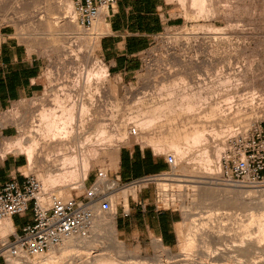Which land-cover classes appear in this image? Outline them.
I'll return each instance as SVG.
<instances>
[{"label":"rangeland","instance_id":"obj_1","mask_svg":"<svg viewBox=\"0 0 264 264\" xmlns=\"http://www.w3.org/2000/svg\"><path fill=\"white\" fill-rule=\"evenodd\" d=\"M169 1L172 3L177 15H180L183 17V19H185V23L175 27H169L161 34L157 35L150 48L142 54L140 68L138 71L131 74V76L123 78L122 76L109 73L104 82H101L100 84L98 83L101 91L100 94L102 95V106H98V108H101L99 110V116H96V121L98 119V121L102 120L100 125L104 127L107 125L106 127L109 129V131L111 130V132L120 130L118 132L120 135L119 137L121 138H119L121 141L120 146L117 147L114 145H106L103 147L100 154L91 162V168L89 170L90 172L85 181L84 188H79L78 186L76 187L73 185L74 187L68 186L61 189L60 183H58L59 185L55 183V186H48V188L49 190L53 189L54 192L61 189V201H72V199L77 201H87L89 193L98 186L97 184L92 185L94 180L97 181L98 177L102 174L101 180L103 182L106 181L104 182L105 187H103V189L98 187V192L103 193L104 197H109V195L112 194L116 195L114 196L116 198L114 199L115 202L112 206L116 214V228L117 221L119 220L121 213H123V207L125 206L127 209L128 203L132 201L131 198H139V192L142 190L144 193L143 198H148L147 203L149 206L158 208L160 210L175 211L176 213L180 214L181 219L179 222L180 224H177L178 228L176 225L177 235L175 245L169 247L162 241L161 244L174 254H172L173 258L171 259H167V257H165L163 262L167 261L169 264H182L180 260L181 258L179 259V257L183 256H180L179 254L181 253L184 241L181 239L186 233L185 229H187V223H190V219L186 211L188 209H191L192 212L199 211V213H202L201 215H203V217H206L208 215V212L205 213L208 211V208L206 207L211 206L210 202L207 201H205V205H202V207L201 205L196 204V201H198L197 199H199V195L201 193V187L204 185L206 187L208 185L207 187L219 186L226 188H236L224 184L214 185L211 183L202 184L198 182L205 179H207V181L218 182L216 179L221 174L223 157L227 154L229 148L234 146L236 141L242 138L243 135L255 128H259L261 122L264 120V0ZM193 1L195 4H193ZM72 2L74 3L73 11L75 13H73L72 16L77 23L78 12L75 8V0H72ZM66 5L67 0H0V29H8L10 33L16 36L22 43H24L30 51L38 53L44 62L43 83L45 88L43 92L35 97L16 101L11 108L1 113V125L16 126L19 131L17 136L22 135L24 128L29 126L30 123H39L38 120L42 107L47 105L48 107L51 106V108L55 110V108L58 109V107L61 108L62 106L64 107L65 105H70L71 102L65 100V94H63L64 92L59 90L61 85H65L66 87L68 86L67 88L72 90L70 92L72 98L81 95L80 93L82 91L84 96L87 90H89L85 96L87 100V94L91 90L95 89L97 80L93 79V85L90 87L91 90H86L84 78L87 75L86 72H88L90 69H95L94 67H96V65H101L108 69L97 53L100 37L106 33V24L103 25L99 31L94 30V24L90 28L85 29L79 27L78 23L77 26L82 28L81 30L66 29L64 27L65 21L63 20L64 16L67 15L65 11H68L66 10L67 8H65ZM52 8L58 9L55 11V9L53 10ZM202 9H205V11L202 12ZM104 12L106 14L107 10ZM104 12L100 15V17L104 15ZM68 19L69 18H67V20ZM48 20L51 21L52 24H55L53 27L55 30H47L44 27L41 29L40 26H45L44 24ZM210 27H213V29H210ZM214 28H216L218 31ZM95 39L97 41H95ZM90 41H94L96 44H90ZM226 75L235 76V78L238 79V82L240 83L237 85L225 84L224 86L222 81L225 80L224 78H227ZM81 76L83 77L79 80V83L76 85L73 84L74 78H81ZM63 83L65 84L63 85ZM202 83L204 86L207 85L206 87L209 85L210 88H214V86H216L217 89L221 88L219 89L221 93L219 92L220 94H217L218 96L216 95L213 100L218 103L220 101L222 107L220 106L221 108L219 115L216 114V116L212 118L214 119L212 120L214 122H212L214 124V128H218L217 130L219 132L216 134L214 132L210 133L208 141L204 142L207 150L205 156L202 154L204 145L193 147L188 158L194 157L195 159L190 160L186 158L187 156H184V158L182 157L181 160L177 161L178 165L172 169V171H170L168 176L159 177H173L179 179L184 178L186 181L183 183L184 185L186 184L187 187L185 186L183 187L184 189L182 188L180 190V188L177 187L178 183H180L179 181H168V183H171V186H168V188L164 190L159 184L161 180L156 179L147 185L141 187L135 186L133 188L135 195L133 192H131L128 196V200H124V198L121 196V191L125 187H133L134 185L124 186L126 184L125 182L121 183L115 179V169L117 168V155L116 157L114 156L116 152L115 150H117L119 147L121 149V147L125 145L132 146L139 144L143 147H149L158 157L161 158H165L167 153H174L176 156L175 150L169 148V143L166 144L164 142H166L165 139L169 142H174L176 140V136L178 135L182 137V139L180 137L179 140H181L183 143L185 142L183 141V135L188 131V126H190L188 125V116L182 115L178 117L179 119L175 120H173L175 116H172L171 118L168 117L167 119L163 117L164 119L162 118V120H158V122L156 121L157 123L155 122L156 124L150 128L139 126V122L145 118L148 119L149 114H144L145 111L151 110L156 107V105L158 106L163 101L168 100L170 96L169 92H173L174 89H178L176 87L179 86L181 88H190L192 84L197 87L199 85L203 86ZM217 83H219L220 86L222 84V86H218ZM233 83H235V81ZM173 87L175 88L172 89ZM232 90L234 92L239 91L236 94L238 96L236 97L234 94L235 97L233 96V98H230V101L225 100V95L232 93ZM55 92L59 93V95L63 94V97L59 96L61 97V102L59 101V104H55ZM248 93L250 95L252 93L253 96L255 95L254 98L257 96L255 100L252 95L250 96ZM241 94L247 97L249 95V98L252 97L250 102L249 98L246 97L245 99V97L243 95L241 96ZM258 96L261 97L259 98ZM242 97L243 102L241 100ZM218 99L220 100L218 101ZM252 99L254 101H251ZM244 101H246V103ZM60 104H62V106ZM77 110L78 109L73 110V114L76 116L79 112V110ZM55 112L59 114L61 109L60 111ZM75 120H77V117ZM195 120L198 121L197 119ZM103 122L105 125H103ZM97 125H99V123H97ZM171 125L172 128L176 129H173L172 131V128L170 127ZM93 126L94 124H92L91 127ZM87 127H89V125H87ZM169 128L171 129L170 131H172V134L168 131ZM177 128H180L179 130L181 131L178 132ZM133 129L138 131L137 135L133 136V134H131L130 131ZM86 131H89L88 128ZM184 131L186 132L182 133ZM154 138H157L158 140L160 139L161 143H164L163 145L165 147H162L161 144H159V146L157 145V147H155L154 144L152 146V143L149 141L150 139L154 140ZM161 138L164 139V142H162L163 140ZM170 138L173 140L175 138V140L171 141ZM75 147L76 150H79L77 143L75 144ZM218 147L222 148V155L220 158H217L218 156L215 154ZM52 149H47L48 153L45 150H41V155L39 154L40 157H37L38 162L34 163V165H32L33 167H27V157L24 154H20L24 158L25 164V167L22 169L23 173H25V175L33 174L37 178V175L39 174L45 175L47 170H49L51 167L50 164L53 162L52 160H54L55 157L57 158L56 162L60 161V158L55 156V154H58V149ZM49 153L54 154L50 155ZM206 156L211 158V162L209 161L206 164L205 161H203V163L201 159L198 160L199 157L206 158ZM204 164H206V166ZM205 167L207 170H205ZM206 175L209 177L211 176L209 180ZM113 184H116L117 186L115 189H106ZM196 185L202 186L199 188ZM42 188L43 186L41 187V192ZM256 193L254 192V194H252L254 207L256 206L258 198H260L259 196L261 194L260 192ZM98 205V208H100L101 203ZM196 206H200L201 208H197ZM99 210L101 211V208ZM217 211L219 213L223 212V210H216L215 212ZM32 218L33 211L30 209L25 215H19V220L17 222L22 225L28 221H31ZM193 218L196 219L199 218V216L197 215V217L195 216ZM217 220H219V222ZM217 220L215 221L218 223H214L216 225L215 227L222 226V224L224 225L226 223L231 225V221L227 220L226 222L225 218V223L222 221L223 218H218ZM228 224L225 226H230ZM256 225L257 224H255V222L252 225L254 238H256L255 234H257ZM109 229L110 228H106L104 229L105 231L102 230V238H100L98 247L103 250H99L98 252L96 248L91 247L89 252L92 255L90 254L83 256V259L76 257L74 260L72 258L66 257L67 259L65 258L61 261V263L103 264L106 259L112 260L114 258L113 260H117L119 263L122 262L123 264H132V262L135 261V257H138L142 260L143 258L151 259V257H155L158 252L160 253V248L158 249L155 245V242L158 241L159 238L154 237L151 240H147L146 238H141L140 240H131L130 237L125 238L123 235H121L117 229L118 235L116 238L119 239L120 242L123 241V243H121L124 245V251L126 252V254L125 252L119 254L117 252V246H115V244L113 245L111 240L112 238L110 239L112 234L111 232H108ZM16 234V228L14 233L12 231L4 232L0 228V237H2L0 238V264H37L32 261L34 260L33 255H27L24 252L20 253V255L14 261L10 259L12 255L8 251H12L13 248L16 247ZM18 234H21V232ZM180 234L181 236L183 234V236L180 237ZM259 244L255 242L254 247L256 245L257 247L253 248V251H256L253 256L255 258L257 257L256 259L254 258L255 264H264V256H262L263 253L261 250L263 248H261L262 245ZM45 252L47 253L48 251ZM8 253L10 254L8 255ZM116 253L122 256L119 257V255H116ZM98 255L101 256L97 257ZM123 256L125 257V260ZM175 260L177 262H175Z\"/></svg>","mask_w":264,"mask_h":264},{"label":"bare ground","instance_id":"obj_2","mask_svg":"<svg viewBox=\"0 0 264 264\" xmlns=\"http://www.w3.org/2000/svg\"><path fill=\"white\" fill-rule=\"evenodd\" d=\"M193 4H195V2ZM73 5H74V3L72 2V0H67V5L65 7V8H67L66 10H68V11H65L67 13V15L66 16L63 15L64 16L63 20L65 21V22L63 21L64 27L66 29H69V30L70 29H74V30L80 29L81 30L82 28H79L80 26L79 27L77 26V23L72 16L74 13ZM57 9H55V11ZM204 11H205V9H202V12H204ZM104 16H105V12H104L103 16H101V17L99 16L100 18L99 17L97 18V20L94 23V25H95L94 30L99 31V30H101L103 25H105ZM67 18H69V19L67 20ZM44 25L45 26H40L41 29H42V27H44L47 30H55V28L53 29L55 24H52V22L49 20L47 22H45ZM37 28H38V26H37ZM210 29H213V27L212 28L210 27ZM214 29H216V28H214ZM213 31L216 32L215 30H213ZM95 41H97V40L95 39ZM92 43H93V45L96 44L94 41L93 42L90 41V44H92ZM218 52H219V50H218ZM193 63H195V62H193ZM203 63H205V62H203ZM184 64H186V63H184ZM190 65H192V64H190ZM94 68L95 69H90L88 72H86L87 75L84 77L85 78V84H86L85 85L86 90L90 89V87H92L91 85H93V83H92L93 79L97 80V85L95 86V89L94 90L90 89L91 91L87 94V98H88L87 100H86L85 96L89 90H87V92L85 93L84 96H83L84 93L82 94V92H83L82 91L80 93L81 95H79L78 97L72 98L71 93H70L72 90L70 88L68 89L67 88L68 86L66 87L64 85L65 83H63L64 86L61 85V88L59 90L64 92L63 94H65L64 95L65 100L71 102L70 105L66 106L65 105L66 103L64 102L65 103L64 107L62 106V104H60L62 107L61 108L58 107V109L55 108V110L53 108H51V106L48 107L47 105H46L47 107L46 106L42 107V109L40 111L41 114L39 117L40 121L38 120V122H39L38 124H31L30 123L29 126L26 125L27 127L24 128V132L22 135L16 136L13 138H7L1 142V147H0V156L1 157H3L6 153H10V152L14 153V154L15 153L16 154H24L27 156V159H28L27 167H31L32 165H34V163L38 162L37 157L39 156L41 150L47 151V149H49V148H51V149L57 148L58 149L57 150L58 154H55V156L60 158L59 159L60 161L56 162L57 158L55 157V159H54L55 161L52 160L53 162L50 164L51 167L49 168V170H47L46 174L45 175L44 174L37 175L39 181L41 182V187L43 186L42 192H40V194L38 195V200L45 208L52 206L54 201H59V200L61 201V199H62L61 198L62 197V190L61 189L63 187H68V186H73V185H75L76 187L78 186L79 188L85 187V181L88 177V173H89V170L91 168V162L93 159H95L100 154V152L104 146H106V145H114L117 147L120 146V142H121L120 139L121 138L119 137L120 135L118 133L120 130H118L116 132H111V130L109 131V129L106 127L107 125L105 127L100 125V122L102 120L98 121L99 120L98 119L97 120L98 122L96 121V118L99 116L98 115L99 110L101 108V107L98 108V106H100V105L102 106V95L100 94L101 91H100V88L98 86V83L100 84L101 82H104V80L108 76V71L106 68H104L101 65H96V67H94ZM226 76H227V78H224L225 80L222 81V84L224 86H225V84H227V85L236 84L237 85L240 83V82H238V79L235 78V76H228V75H226ZM82 77L83 76H81V78H79V77H77L76 79L74 78L73 84L76 85L77 83H79V80L82 79ZM218 81H216V82H218ZM234 81H235V83H233ZM217 84H218V86H220L219 83H217ZM222 84H221V86H222ZM205 85H206V83H205ZM193 86H194L193 84L190 86V88H181L178 86V87H176L178 89H174L175 87H173L172 88V89H174V91L172 90L173 92L168 91L169 95H170L168 100L163 101L158 106L156 105V107H154L151 110L145 111L144 114L148 113L149 118L148 119L145 118L144 120H141L139 122V126L144 127V128H150L153 125H155L158 122V120H162L163 117H165L167 119L168 117L171 118L172 116L173 117L175 116L174 119L172 118L173 120H175V119H179L178 117H180L182 115L188 116L189 121L188 120L187 121L189 122L188 125H190V126H188L189 128L187 129L188 130L187 132L186 131L182 132V133L186 132L183 135V141H185L184 143L181 140H179V138L181 137L179 135H178L179 137L175 135L177 141L175 140V138H174V140H175L174 141L172 139L173 137L170 138V140L171 141L173 140L174 142H169L166 139H165L166 142H164V139L161 138L163 140L162 142H164L166 144L169 143L168 144L169 148H172L173 150H175L176 156H177L176 162L178 160H181L182 157L184 158V156H187L186 158H188L192 148L196 147V146H200V145H204L202 154H203V156H205V154L207 153V150H206V146H205L204 142L208 141L210 133L214 132L216 134L219 132L217 130L218 128L217 129L214 128V124H213L214 122L212 121L214 119H212V118H214L216 116V114L219 115L220 108L222 107V105L220 104V101H219L220 99H218L219 103L213 100V98H215V96L217 94L219 95L221 93L219 90L221 88L217 89L216 86H214V88H210L209 85H208V87H206L207 85L204 86V84H203V86H200V85L197 87L196 86L193 87ZM86 90H84V91H86ZM233 92L225 95L226 97L223 96L226 98L225 100L228 101L230 98H233L234 94L236 97L238 96L236 94L239 91L238 92L236 91L234 93ZM62 95H59V93H56V96H55V94H54V96H55L54 98H55V102H56L55 104H57V103L59 104V101L61 98L59 96H62ZM242 95L243 94H241V96ZM249 95H248V97L244 96V95L243 96L246 99V97L249 98ZM251 95L254 98L255 95L253 96L252 93H251ZM261 96H262V94H261ZM252 97L249 98V102H250V99ZM255 98H254V100H255ZM238 100H240V99H238ZM241 100L243 102V97ZM254 100L252 99L251 101H254ZM261 100H263V99H261ZM244 102L246 103V101H244ZM52 103H53V101H52ZM240 104H242V103H240ZM60 109H61V112L59 114H57L55 111H60ZM75 109L79 110L77 116L75 114H73V110H75ZM234 110H236V109H234ZM101 114H102V111H101ZM76 117H77V120H75ZM101 117H103V116H101ZM195 119H197L198 121H196ZM25 122H27V121H25ZM165 122H167V121H165ZM28 123H29V121H28ZM97 123H99V125H97ZM92 124H94L93 127H91ZM87 125H89V127H87ZM103 125H105V123ZM170 127L172 128V125ZM87 128L89 131H86ZM144 128H142V129H144ZM173 129H176V128H172V131H173ZM179 129L177 128L178 132L181 131ZM185 129H183V130H185ZM170 130L171 129L169 128L168 131L171 133L172 131H170ZM130 132H131V134H133V136L138 134L137 130H136V133H134L132 131H130ZM176 134H177V131H176ZM133 136H131V137H133ZM177 137H178V139H177ZM181 139H182V137H181ZM149 142L152 143V146L154 144L155 147H157V145L159 146V144H161L162 147L164 146L163 145L164 143H161V140L160 139L158 140L157 138H154V140L150 139ZM76 143L78 144L79 150H76V147H75ZM47 153H48V151H47ZM55 153H57V152H55ZM49 154L53 155L54 153H52V154L49 153ZM215 154H217V156H218L217 158H220V156L222 155V148L218 147ZM44 156H45V153H44ZM188 159L191 160V159H195V158L190 157ZM199 159H201L202 162L205 161L206 164L209 161L211 162V158L209 156L208 157L206 156V158L199 157L198 160ZM45 161H46V159H45ZM48 163H49V160H48ZM206 164H204V165L206 166ZM177 165H178V163H177ZM208 168H210V167H208ZM27 169H29V168H27ZM205 170H207V168ZM205 173H206V171H205ZM207 177L209 180L211 176L210 177L207 176ZM157 179L161 180V182L159 184L164 190H166L168 188V186H171V183H168V181H179L180 183H178L177 187L180 188V190L185 186L187 187V185L186 184L184 185V183H183L186 181L184 178L179 179V178H173V177H162V178H157ZM194 181H195V179H194ZM104 182H106V181H104ZM104 182L101 180V178H99L98 182L96 183L98 186L95 187V188H97V192L99 191L98 187H101L102 189H103V187H105ZM55 183H57V184L60 183L61 189L58 188L59 190H57L56 192H54L53 189L49 190L48 186L53 187V186H55L54 185ZM198 183H202V184H204V183L210 184L211 183L214 185L215 184L221 185V183L213 182V181H207V179L199 181ZM128 186H130V185H128ZM201 186H197V187L200 188ZM207 186L205 187V185H204L203 187H201V193L199 195V199L196 198L198 201H196L197 203L196 202L195 203L197 205H201V207H202V205H205V201L210 202L211 206L206 207V208H208V211L205 212V213L208 212V215L206 217H203V215H201L202 213L201 212L199 213V211L198 212L197 211L192 212L191 209H188L186 211V213L188 214V217L190 219V223H187V229H185V231H186L185 235L183 236V234H182V236H183L182 237L180 234V237H182L181 240L184 241V245L182 247L181 253L179 254L180 256H183V257H179V259L181 258L180 259L181 263L182 264H255V260H254L255 257L253 256V254L256 252L255 250L253 251V248L257 247V245L254 247L255 242H257V244L260 243L262 245V247H261V248H263V249H261L262 253H263L262 256H264V196H263V194L260 192L261 193L259 196L260 198H258V196H257L258 202L256 203V206H255L256 208H255L253 206L254 204H253L252 194H254V192L256 193L259 191H255V190H251V189L247 190L244 188L240 189L239 187H236V188H228L227 187L226 188V187H219V186L218 187H215V186L207 187ZM227 186H230V185H227ZM116 187H117L116 184H113L106 189H115ZM134 187H135V185L133 187H125L123 190L121 189L122 190L121 196L124 198V200H126V201L128 200V196L131 192H133V194H134V190H133ZM231 187H235V186H231ZM256 194H259V193H256ZM114 196H116V195L112 194V195H109V197H107V199L110 201L112 206L114 205V202H115L114 199L116 198ZM261 197H262V200H261ZM99 203L100 202H96L91 207L93 214H94V223H93V226L90 230V233L87 236H74V237H71V238L63 241L60 245L51 247L47 253L46 252L35 253L33 255L34 260H32V261L37 263V264L38 263L39 264H60L61 261L64 260L66 257L72 258L74 260V258H76V257L82 258L83 256L90 255L91 253L89 251H90L91 247L96 248V250H98V252H99V250H103V249L98 247V244L100 242V238H102V236H101L102 230H104L106 228H110L108 231L109 233L111 232V234H112V237H110V239L112 238L111 240L113 242V245L115 244V246H117L116 247L117 252L119 254L124 253L125 252L124 247H123L124 245L122 244L123 241H121L122 242L121 243L120 240L116 238L118 235V232L116 229L115 210H114V208H111L108 211H103V210L100 211L99 210L100 208H98ZM199 207H197V208H199ZM197 208H193V209H197ZM216 210H223V212H221V211H220L221 213H219L218 211L215 212ZM197 215L199 216V218H196V219L193 218L195 216L197 217ZM221 215H222V217H221ZM217 217L223 218L222 221L224 223H225L224 218H225L226 222H227V220L228 221L230 220L231 225L226 223L230 226H225L226 224H224V225L222 224V226L215 227L216 225L214 223L219 222V220H217L218 219ZM243 218H245V219H243ZM215 220H217L218 222ZM220 221H221V219H220ZM254 222H255V224H257L256 225L257 226V229H256L257 234H255L256 238H254V236H253L254 231L252 229V225ZM217 225H220V224H217ZM0 228L4 232L5 231H9V232L12 231L13 233L15 232L13 222H12L11 218H9V217L5 220L0 221ZM0 238H2V237H0ZM110 239H108V240H110ZM155 245L158 249L160 248V250H159L160 253L159 252H158V254L156 253L157 255H155V257H151V259H149V258L144 259L143 258V260H142V259H139L138 257H135L134 260L135 261L138 260V261L137 262L133 261L132 264H167L168 263L167 261L163 262L165 257H167V259L168 258L171 259V258H173L174 254L169 249L165 248L161 244L160 239L155 242ZM8 252H10L12 255V257L10 258L12 261H14L20 255V253H22V251L20 249H18L17 247H14L12 251L9 250ZM10 253H8V255ZM118 253H116V255ZM125 254H126V252H125ZM101 255H102V253H101ZM100 256L98 255L97 257H100ZM120 256H122V255H119V257ZM79 258H77V259H79ZM123 258L125 260L124 256H123ZM113 259L112 260L106 259V261L103 264H123L122 262L119 263V261L117 262V260L114 261ZM132 259H133V257H132ZM175 262H177V261L175 260ZM178 262H179V260H178Z\"/></svg>","mask_w":264,"mask_h":264},{"label":"crops","instance_id":"obj_3","mask_svg":"<svg viewBox=\"0 0 264 264\" xmlns=\"http://www.w3.org/2000/svg\"><path fill=\"white\" fill-rule=\"evenodd\" d=\"M104 22L106 33L100 37L98 56L108 67V75L110 73L127 78L138 71L141 56L150 48L155 37L169 27L184 24L185 19L177 15L169 0H117L107 10ZM43 73L44 62L41 56L30 51L8 29H0V116L16 101L35 97L43 92ZM1 123L0 117V147L1 140L16 137L19 133L16 126H2ZM261 126L264 130V120ZM115 151V179L121 183L167 169L165 158L158 157L149 147L125 145ZM24 167V158L20 154L10 152L0 156V188L10 179L23 185ZM101 176L102 174L94 183ZM143 197L141 190L139 198H131L132 201L128 203L129 215L121 213L116 229L131 240H151L155 237L169 247L174 246L180 214L153 208L148 205V198ZM18 218L19 216L11 218L17 233L21 232L23 226L17 222Z\"/></svg>","mask_w":264,"mask_h":264},{"label":"built area","instance_id":"obj_4","mask_svg":"<svg viewBox=\"0 0 264 264\" xmlns=\"http://www.w3.org/2000/svg\"><path fill=\"white\" fill-rule=\"evenodd\" d=\"M117 0H75L78 12L77 23L88 29L105 10L113 7ZM132 132L136 133V129ZM167 170L156 174H145L132 179L124 186L141 187L161 176H168L177 166L173 153L165 156ZM24 184L15 179L5 182L0 188V220L25 215L30 209L33 218L23 224L21 234L15 235L16 247L27 255L48 251L74 236H87L94 223L92 205L100 202V208L108 211L112 208L103 193L94 188L87 201H54L45 208L38 200L41 183L33 174L24 175ZM218 183L244 189L259 191L264 196V130L260 124L242 136L229 148L223 157V165ZM94 183L93 185H95ZM123 215H129V208L123 207Z\"/></svg>","mask_w":264,"mask_h":264}]
</instances>
